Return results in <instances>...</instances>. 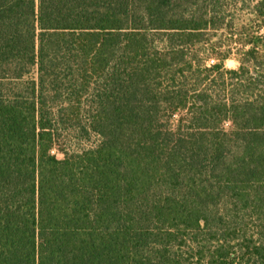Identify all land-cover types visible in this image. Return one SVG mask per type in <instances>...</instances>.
<instances>
[{
  "label": "trees",
  "instance_id": "trees-1",
  "mask_svg": "<svg viewBox=\"0 0 264 264\" xmlns=\"http://www.w3.org/2000/svg\"><path fill=\"white\" fill-rule=\"evenodd\" d=\"M262 30L264 0H0V264H264Z\"/></svg>",
  "mask_w": 264,
  "mask_h": 264
},
{
  "label": "rangeland",
  "instance_id": "rangeland-1",
  "mask_svg": "<svg viewBox=\"0 0 264 264\" xmlns=\"http://www.w3.org/2000/svg\"><path fill=\"white\" fill-rule=\"evenodd\" d=\"M250 14L249 13H246V12H244L243 14H242V16H241V20H243V25L244 26H247V27H250L251 26V23L252 22H249L248 21V18H250ZM253 19V18H252ZM254 20V19H253ZM261 32H264L263 30L261 31ZM227 37H230L229 36V34L227 35ZM226 38V37H225ZM232 45L234 46V43H232ZM234 58V57H233ZM218 62V60L217 59H215V57H213V58H210L208 61H207V65L208 66H210V65H213L214 63H217ZM237 66H238V63H237V61L236 60H234V59H230V60H228L227 62H226V64H225V67L227 68V69H235V68H237ZM97 141V137H93L92 138V142H96ZM56 154H57V156H58V158L59 159H62L64 156H63V154H61L60 152H55Z\"/></svg>",
  "mask_w": 264,
  "mask_h": 264
}]
</instances>
